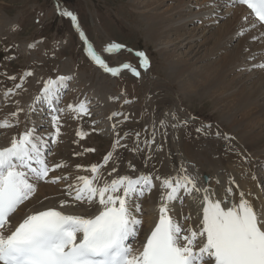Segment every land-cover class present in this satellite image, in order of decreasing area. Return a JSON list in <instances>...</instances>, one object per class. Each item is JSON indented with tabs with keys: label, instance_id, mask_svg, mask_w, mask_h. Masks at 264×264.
Masks as SVG:
<instances>
[{
	"label": "snow or ice",
	"instance_id": "6c2138e0",
	"mask_svg": "<svg viewBox=\"0 0 264 264\" xmlns=\"http://www.w3.org/2000/svg\"><path fill=\"white\" fill-rule=\"evenodd\" d=\"M233 4L246 6L255 17L254 21H249L248 16L243 17L245 23L238 29V37L257 29L258 24L264 26V0H233ZM215 5L216 0H212V6ZM60 14L72 20L86 45L88 57L104 72L118 77L126 69L140 77V71L129 63L110 67L89 43L77 16L67 10ZM259 39H264V33L252 37L254 41ZM124 47L110 43L105 51L118 53ZM136 55L141 59V68L147 71L150 67L148 57L142 51ZM257 55L253 53L249 59L256 60ZM252 68L264 70V62L253 64ZM26 75L31 77L34 74L29 71ZM9 79L16 80V77ZM72 79L67 75L48 78L43 82L41 93L34 98L33 105L29 106L28 112H35L38 110L36 105L47 104L53 113L51 133L40 134L34 126L26 124L22 133L12 136L7 146L0 147V264H264V209L254 208L243 191L237 197L233 189L227 187L224 195L216 198L217 191L201 185L200 177L189 173L183 164L174 176L139 173L135 177L118 175L111 180L103 178L102 169L110 163L112 167L108 175L117 172V164L121 162V157L116 156L118 149L137 154L142 151L139 132L131 134L135 143L129 148L128 144H122L129 134L121 136L114 123L111 126L115 135L112 151L104 156L102 163L88 168L76 165L77 169L89 172L91 176L79 175L75 183H67V175H51L70 167L66 161L49 160V156L54 155V146L61 142L62 114L69 113L77 120L92 115L90 101L86 98L77 104L59 106ZM22 87L21 84L16 85L17 89ZM14 94L12 89H8L4 95L10 98ZM112 99L118 102L119 98ZM125 103L130 101L125 100ZM22 111L24 109L18 108L10 116L0 119V130L18 128ZM169 116L177 122L172 127L180 123L175 113H166L160 121V128L169 126ZM121 117L123 122L131 118L127 113L114 112L109 119L119 121ZM187 123V120L183 121L184 125ZM210 127L196 131H210ZM155 128L154 124L152 144H155ZM91 130L96 131L94 121ZM88 135L90 132L83 129L76 132L80 140ZM143 143L148 145L149 141L146 139ZM158 150H162V146H158ZM91 152L95 149L86 148L83 153L74 155ZM151 159L149 154L148 160ZM127 167L136 172V165L131 161ZM41 182H65L64 194L70 199L60 200L58 207L31 211L13 226L11 218L35 196ZM230 183L235 181L230 180ZM154 189L159 193L158 222L134 247L143 225L139 201ZM185 198L191 202L195 217L184 214ZM79 205L84 206V214L62 210ZM193 220L197 221L195 228L185 227V222Z\"/></svg>",
	"mask_w": 264,
	"mask_h": 264
},
{
	"label": "rangeland",
	"instance_id": "374dc122",
	"mask_svg": "<svg viewBox=\"0 0 264 264\" xmlns=\"http://www.w3.org/2000/svg\"><path fill=\"white\" fill-rule=\"evenodd\" d=\"M133 3L132 0H0V16L5 22L0 24V119L22 108L24 111L19 115L20 124L30 122L33 112H28V109L33 105L37 96L35 94L42 89L43 82L50 77L67 75L73 78L70 82L73 89L67 90L64 98L71 92L73 100L71 99L70 103L77 104L82 97L92 96L91 106L97 105L95 108L97 116L91 107V117L77 120L68 114L62 119L64 126L61 142L54 146V155L51 156L54 162L66 161L70 167L62 169L60 174L77 177L84 173L90 176L91 173L77 169L76 165L88 168L92 164L102 163L104 156L112 150L114 138L108 134L104 135L101 130L93 133L91 125L94 121L95 128L100 127L99 124L106 122L114 112L130 115L129 125L124 126L120 134L123 136L128 133L129 136H133L131 135L133 132L141 133L140 155L142 158H148L154 145L151 142L144 145L142 142L151 138V133L146 127L153 128L155 124V132L159 131L160 117L164 118V113L167 112L175 113L179 117V128L183 129L181 133L194 141L217 139L218 136L227 137V140L219 138L223 139L227 146L226 150L228 149L235 156L234 167L223 165L222 168L211 171L213 174L217 173L218 177H235V172H240L239 169L246 171L247 164H250L257 166L256 174L263 180L264 173L258 165H254L255 157L250 153V148L248 147L247 150L232 145L231 139L236 133L229 127L227 123L229 121L222 112L215 109L214 102L207 97H201L197 92L183 90L178 82L172 83L170 77L172 69L147 38L146 23L136 9V4ZM62 10L71 11L78 17L85 30L83 32L110 67L129 63L144 73L140 66L141 59L136 55L137 52L142 51L150 61L153 79H149L148 75L142 78L136 77L130 71H122L119 77L102 73L88 57L86 45L73 22L69 17L60 14ZM110 43H119L125 47L118 53L109 54L105 49ZM29 71L34 75L28 77L26 73ZM9 77H16V80H11ZM17 84L23 87L17 89ZM166 87L176 94L179 103L168 95ZM8 89H12L15 93L10 97L12 101L20 100L12 103L2 102ZM27 95L35 97L28 101V98L24 99ZM113 97L119 98L118 102L114 101ZM67 100L69 101L64 99L62 107L69 104ZM125 100L130 103L126 104ZM161 114L163 115L160 116ZM46 117L41 122L43 124L39 132L41 134L53 131L50 124L52 115ZM185 120L188 121L186 125L183 124ZM113 122L117 123L116 120ZM122 122L123 119L118 121V123ZM170 122L176 121L171 119ZM142 125H144L143 129H141ZM50 126L51 130H49ZM207 126H211L210 131H196ZM80 129L90 132L84 140L76 136L77 130ZM101 132V135L98 134ZM130 141L135 142L133 139ZM86 148H94L95 152L74 155L78 152L83 153ZM224 155L225 150L221 151L218 157ZM242 165L243 167H239ZM110 170V168L106 170L103 176L109 177ZM247 170L249 172V169ZM75 171L81 172L76 174ZM197 175L199 176L198 173ZM262 180L261 188L264 186ZM211 188L220 192L215 185H211Z\"/></svg>",
	"mask_w": 264,
	"mask_h": 264
},
{
	"label": "bare ground",
	"instance_id": "6f19581e",
	"mask_svg": "<svg viewBox=\"0 0 264 264\" xmlns=\"http://www.w3.org/2000/svg\"><path fill=\"white\" fill-rule=\"evenodd\" d=\"M132 1L134 2L133 4H136L137 8H135L138 9L139 14L146 23L145 33L147 38L155 45L157 52L162 55V58L172 69L173 75L171 74L170 76L172 83L178 82L183 90L197 92L201 97H207L213 101L215 109L222 112L225 119L229 121L227 122L229 127L236 133V136L231 139L232 145L236 148L243 147L247 150L250 148V153L255 157L253 158L254 161H252L254 165L259 167L262 162L264 163V70L252 68V65L264 62V39L254 41L252 37L264 33V28L258 25L257 29H252L244 37H238L236 33L245 23L243 17L248 16L249 21L254 20L242 6L230 5L231 0H216L215 6H212V0ZM3 23L5 22L0 16V24ZM79 24L83 31L81 23ZM89 43L91 42L89 41ZM245 49H248V51H245ZM253 53L258 54L256 60L249 59ZM122 71L129 70L125 69ZM142 71L144 73L140 72L141 78L148 75L149 79H153L151 77V66L147 71ZM102 73L106 74L104 71ZM109 75L111 76V74ZM69 89L72 90L73 87L70 85ZM168 89L170 88L166 87L165 89L166 92L168 91V95L175 98L176 102L179 103L176 99V94ZM41 90L35 96L39 95ZM72 95L69 92L65 98V101L69 99V101L67 100L69 104H71ZM35 96L27 95L24 99L28 98V101H30ZM85 98L90 101V107L93 108V113L97 116L95 110L97 105L96 107L94 105L91 106L93 97H82V99ZM19 100L12 101L11 98L4 96L2 102L12 103ZM46 105V103L36 105L38 110L33 112L30 122L23 125L19 124L18 128L0 130V147L7 146L12 136L22 133L26 124L29 127L34 126L40 132L43 125L41 122L45 120L46 116L48 118L53 115L48 107H43ZM59 106L61 107L62 104ZM166 113H164V117ZM68 114L63 113L62 119L66 118ZM121 119L123 118L119 120ZM161 119L163 118L160 117V121ZM106 120V122L100 123V127L97 126L98 128L96 129L101 130L104 135L108 134L115 139L111 127L114 122L109 118ZM170 120L171 116L168 117L167 123ZM129 123L130 120L122 123L117 121V129L120 128L118 131L120 132ZM176 123L170 122L166 129L160 128L159 131L155 132V144L151 148V160L142 158L140 153L137 154L120 148L116 151V156L121 157V162L117 164V172L109 177L103 176V178L111 180L118 175L135 177L139 173H153L162 177L174 176L177 174L180 165L183 164L192 175L199 174V183L201 185L205 187L215 185L218 188L220 192H217L216 198L222 197L225 188L231 187L237 197L239 192L243 191L245 198L253 204L254 208L264 209V186L262 189L260 177L254 175L257 172V166L247 164L249 172L247 169L246 171L239 169L241 171L235 172V177H218L217 173L213 174L211 171H216L222 168L223 165L234 167L235 156L228 149L226 150L227 146L224 144L223 139L219 138L222 137L227 140V137L218 136L217 139L194 141L181 133L183 129L179 128V124L176 127L171 126ZM143 128L144 125H142L141 129ZM146 128L151 133V138L148 139L151 142L153 128L150 126ZM49 130H51V126ZM48 133L50 132H44V134ZM139 134L141 138L142 135L141 133ZM187 135L190 136L189 134ZM131 139L135 140V137L129 136L127 140H122V144L126 143L131 148L135 143L130 141ZM158 146H162V150H158ZM223 150H225V155L218 157ZM49 158L54 162L51 155ZM257 160H260V162ZM129 161L136 165V172H132L127 167ZM145 161H147V166H145ZM111 167L110 163L104 170L102 169V173L105 174L106 170L111 169ZM239 167H243V165ZM61 170L54 174H60ZM80 172L75 171L76 174ZM205 178L207 179L206 182ZM230 180L235 181V183H230ZM69 181L68 183H75L76 176L69 177ZM217 181L220 183L217 184ZM262 181L264 182V180ZM156 183L158 186L159 182L157 181ZM64 188V182L55 186L51 183L41 182L38 185L35 196L18 209L11 218L13 226L21 222L23 217L31 211L58 207L60 200L70 199L64 194ZM158 195V191L154 189L151 194L146 195L139 201L142 205L143 225L137 242L143 241L152 227L158 222ZM37 204L39 205L36 206ZM83 209L84 206L79 205L69 206L62 210L66 213L84 214ZM183 211L185 215L191 214L194 217L196 215L191 202L187 198H185ZM196 224V220L187 221L185 222V227L192 226L195 228ZM134 247L136 246L134 245Z\"/></svg>",
	"mask_w": 264,
	"mask_h": 264
}]
</instances>
